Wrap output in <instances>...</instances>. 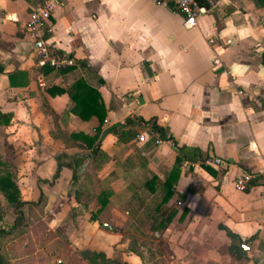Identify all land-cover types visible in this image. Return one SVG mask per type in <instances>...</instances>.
Listing matches in <instances>:
<instances>
[{"label": "crops", "instance_id": "1", "mask_svg": "<svg viewBox=\"0 0 264 264\" xmlns=\"http://www.w3.org/2000/svg\"><path fill=\"white\" fill-rule=\"evenodd\" d=\"M43 1L0 0V169L20 199L43 194L42 218L64 240L57 256L42 260L39 247L10 264H90L81 257L92 252L125 264H264V0H199L207 11L191 28L169 2L56 0L44 38L74 59L61 69L38 64L39 43L23 31ZM79 78L99 94L101 127L121 123L95 154L68 137L99 125L71 111L67 90ZM177 146L222 163L183 159L161 203ZM244 173L252 180L239 190ZM1 203L7 227L14 215ZM224 227L249 247L232 253ZM141 230L161 237L166 253L142 242Z\"/></svg>", "mask_w": 264, "mask_h": 264}, {"label": "trees", "instance_id": "2", "mask_svg": "<svg viewBox=\"0 0 264 264\" xmlns=\"http://www.w3.org/2000/svg\"><path fill=\"white\" fill-rule=\"evenodd\" d=\"M68 95L73 103L71 106V111L74 114H77L83 119H87L91 115L95 114L99 120V125L95 128V133L93 135H86L82 132H70L68 134L69 138L73 139H81L85 143V147L89 148L92 153L100 152L99 145L103 137L112 129L116 128L117 126L121 125V123H115L112 126H108L102 128L101 125L104 121L105 117V110L103 107V103L101 100H98L99 94L98 92L88 85L83 79H76L69 89L67 90ZM130 118L127 117L124 120V123H130ZM151 127L157 130L161 137L164 139L170 138L166 136L165 131L154 121H151ZM61 135V134H60ZM65 135H61L64 137ZM178 148V155L175 157L174 164L168 173L167 178L163 182L165 187L164 195L161 198V203H165L172 195V191L170 190L172 183L177 179L179 173V165L183 159H188L193 162L198 161L201 163L202 166H206L204 164V160L201 158H193V156H187L185 153V147ZM194 155V154H193ZM188 157V158H185ZM193 158V159H191ZM0 165L1 162H0ZM60 163L57 164L55 174L57 175L59 169L61 168ZM252 180H249V182ZM248 182V183H249ZM247 188V187H246ZM0 192L2 193L6 203L9 207L12 208L14 213V220L13 223L7 227L0 226V264H10L9 257L6 256L1 248L3 246V242L6 237L18 227L24 225V207L30 206H42L44 203V196L40 194V197L37 201H28L20 199L19 188L15 181V177L8 169H0ZM104 203V202H103ZM175 209H170L167 213L163 211L160 213L162 215L161 220L158 224L153 228V231H159L164 229L166 225L170 222L172 216L175 213ZM185 211V209H184ZM226 235L230 238L229 243V250L233 252H242L243 246L240 240L234 239V233L229 229L224 227ZM12 256V255H11ZM88 263L90 264H125V263H117L112 261L104 256L102 252H92L91 255H87L85 257Z\"/></svg>", "mask_w": 264, "mask_h": 264}, {"label": "built area", "instance_id": "3", "mask_svg": "<svg viewBox=\"0 0 264 264\" xmlns=\"http://www.w3.org/2000/svg\"><path fill=\"white\" fill-rule=\"evenodd\" d=\"M157 3L169 2L183 15V25L185 28H191L196 24L198 16L204 14L207 8L202 5L199 0H155ZM56 0H44L37 8L32 10L28 19L23 25V31L33 40L37 41L38 64H48L52 68L61 69L75 64L74 59L64 52H57L53 46L44 38V30L47 22L52 14ZM210 43L214 42V38L208 39ZM229 42V40H227ZM146 133L137 134L138 140L144 141ZM155 143H160L161 139L156 136ZM206 163L221 164L219 157L209 156L204 160ZM191 162H185L184 166L189 167ZM252 175L244 173L235 180V187L239 190H245Z\"/></svg>", "mask_w": 264, "mask_h": 264}, {"label": "rangeland", "instance_id": "4", "mask_svg": "<svg viewBox=\"0 0 264 264\" xmlns=\"http://www.w3.org/2000/svg\"><path fill=\"white\" fill-rule=\"evenodd\" d=\"M2 201L4 202L5 199H0V208L5 206L2 205ZM9 209L14 215L12 208L9 207ZM43 215V206H25L24 225L17 228H21L19 233H14V231L17 230L15 229L11 232L12 234L10 233L6 237L1 248L2 252L9 258L24 256V261L25 259L33 256L34 251L39 247H44V250H36L38 254H40L42 260L45 258H50V256L59 255L58 253L60 251L58 249L61 242L64 240V234L61 231L54 232L49 230L44 219L42 218ZM140 237L142 238V242H144L146 245L149 243H154L155 250H157L158 254L166 253L164 240L161 237L159 239L156 238V235L153 231L141 230ZM155 239L158 240L155 241ZM14 264L19 263L16 260V263L14 261ZM28 264H32V262Z\"/></svg>", "mask_w": 264, "mask_h": 264}, {"label": "water", "instance_id": "5", "mask_svg": "<svg viewBox=\"0 0 264 264\" xmlns=\"http://www.w3.org/2000/svg\"><path fill=\"white\" fill-rule=\"evenodd\" d=\"M242 246H243L244 248H248V247H249V244H248V243H243ZM87 253H88L87 250H84V251L81 252L82 255L87 254Z\"/></svg>", "mask_w": 264, "mask_h": 264}]
</instances>
